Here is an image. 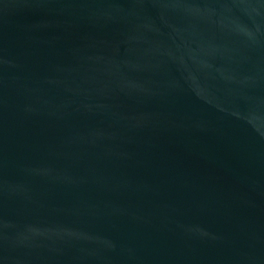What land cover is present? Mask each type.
<instances>
[{"label": "water", "instance_id": "1", "mask_svg": "<svg viewBox=\"0 0 264 264\" xmlns=\"http://www.w3.org/2000/svg\"><path fill=\"white\" fill-rule=\"evenodd\" d=\"M0 264H264V0H0Z\"/></svg>", "mask_w": 264, "mask_h": 264}]
</instances>
